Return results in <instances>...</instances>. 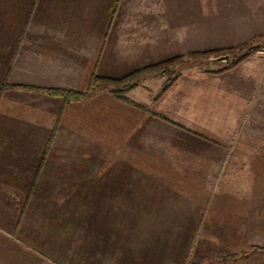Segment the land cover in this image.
<instances>
[{
    "label": "crops",
    "instance_id": "1",
    "mask_svg": "<svg viewBox=\"0 0 264 264\" xmlns=\"http://www.w3.org/2000/svg\"><path fill=\"white\" fill-rule=\"evenodd\" d=\"M260 38L264 0H0V264H61L26 238L64 249L56 252L66 264H144L137 259L142 247L145 264H187L191 235L123 233L122 223L140 220L139 173H154L123 165V142L138 136L146 114L106 89L72 101L46 90L85 91L93 74L119 78ZM185 70L160 98L168 74L142 80L127 96L154 112L161 102L207 111L200 125L209 131L214 163L211 226L221 232L211 244L219 251V239L264 241V52L221 73ZM6 78L15 86L3 88ZM202 98L209 100L198 105ZM75 191H82V233L74 224L71 233H51L61 220L50 207L74 206ZM241 250L227 253V264H247L242 256L251 253L262 262L264 252Z\"/></svg>",
    "mask_w": 264,
    "mask_h": 264
},
{
    "label": "rangeland",
    "instance_id": "2",
    "mask_svg": "<svg viewBox=\"0 0 264 264\" xmlns=\"http://www.w3.org/2000/svg\"><path fill=\"white\" fill-rule=\"evenodd\" d=\"M250 43L253 48H256L254 51L264 52L263 38L256 39ZM221 62H224V60H210L201 65L195 64L192 67L183 66L179 71H184L185 67V72L187 71L188 75H190V73H203V75H205L203 70L217 69L221 66ZM174 76L175 74H173V77ZM169 77L170 75L168 78ZM156 96L159 98L161 97V90ZM204 97H209V95L206 93ZM202 99L200 101L198 100V105H203V103L205 104V102H207L206 100H209L205 98ZM157 104L159 103L155 101V107H158ZM140 106L144 107L146 110L138 106L136 107L140 108L142 115L148 114V116L145 115L143 124L138 127V133L136 132L138 136L135 138L134 135L133 138L135 139L131 142H123V165L138 166L140 172L142 171L140 169L142 167L144 170L147 167L149 169L152 168L154 173H139V188L141 189L136 192L138 194L140 220L137 223H122L123 233H141L144 235V238L147 234L157 235L153 233H185L191 235L192 239L187 240L186 245L187 264L206 262H208L206 264H227V253L236 250L242 251L241 248L243 252L246 253L249 249V245H251L252 250L264 252V250L253 248L254 246L263 247L264 241H242L234 239L230 241L222 240L223 242H221L219 239L217 240V242H219V245H217L219 246V251H215L216 249L211 244V236L214 237L212 233L220 235L221 232L212 229L211 226V184L214 175L210 172V167L214 165V163H212L213 161L210 157L211 142L209 131L200 125L204 120L202 116L207 113V111L201 109L196 111H188L186 109H180L179 111L169 110V108L166 107L162 108V102L161 108H156L155 112L143 105ZM157 112L166 115L174 114L175 117L173 118L182 121L186 128L168 124L163 119L153 115V113ZM127 131L128 129L125 128L124 132ZM132 132L134 133L133 129ZM224 176L225 175H220V185L223 183L222 180H225L222 179ZM148 178L150 179L149 181L147 180ZM145 182L150 184L148 189L142 188ZM62 195L65 197L66 191H60L59 197H62ZM74 197V206L65 204L50 207L57 211V215L55 213L54 215L58 216L59 220H61H58V224L52 226L54 230H51V233H71L72 224H74L75 233H82V228L85 223L82 213L84 208L82 206V191H75ZM146 207L148 208L146 209ZM123 208L124 210L128 209L127 207ZM146 210H150L149 216H146ZM71 217H74L73 222ZM63 219L66 220L63 221ZM41 225L44 227V222L41 223ZM67 227L68 229H66ZM56 229H58V232ZM96 229H98V225H96ZM152 235V239H149L150 242H152L154 237ZM48 242L49 241H35L26 238L27 246H30L34 251L43 252L47 258H53L61 262V264H66L65 257L63 260V257L56 252L62 251L63 253L65 250L56 247L54 251L47 245ZM98 242H100V240ZM128 242L129 240H124L123 247L124 249L129 247L128 250L124 252L127 257L124 262L129 263L131 262V246L128 245ZM143 243H146V241H143ZM257 243L260 244L257 245ZM142 249H140L138 255L143 253L144 256H137V259L143 261L142 263L145 264L146 248L142 247ZM210 252L212 254H210ZM211 255L213 256L208 257L209 260L206 261L205 256ZM242 258L247 259V264H264V255H261L262 262L260 260L257 261V256L254 255V253H251V255L247 257L242 256ZM135 261L137 260L135 259ZM139 261L138 263H141ZM230 262L231 264H241L238 263V258L234 261L231 259Z\"/></svg>",
    "mask_w": 264,
    "mask_h": 264
},
{
    "label": "trees",
    "instance_id": "3",
    "mask_svg": "<svg viewBox=\"0 0 264 264\" xmlns=\"http://www.w3.org/2000/svg\"><path fill=\"white\" fill-rule=\"evenodd\" d=\"M256 48L251 46V43H244L237 47H228V48H219V49H210L204 51H197L189 53L188 55H180L173 57L169 60L157 62L151 65H147L140 69L134 70L127 75L119 78L113 77H105L99 76L97 74H93L89 80L87 88L85 91L75 92L66 89H49L46 90L50 94L63 96L66 101L78 100L90 97L96 91L100 89H106L113 95H115L118 99L129 103L134 106H140L135 101L131 100L127 94L137 88L141 81L148 77H157L162 74H169L170 77L164 83L161 94L164 93L170 86L173 84L175 77L173 74H176L179 69L183 66H192V65H201L209 62L210 60L220 61V59L224 56H228V60L221 62V66L217 69H206V72L209 73H221L230 68L235 67L241 61H243L246 57H248ZM178 76V75H177ZM15 85L9 84L8 78L5 79L3 88L14 87ZM39 90H42L38 88ZM146 110V109H145ZM153 115L157 116L160 119H163L165 122L181 127L186 128L184 124L181 122L174 120L172 118L166 117L164 115L153 113ZM253 248L257 250H264L263 247L254 246Z\"/></svg>",
    "mask_w": 264,
    "mask_h": 264
},
{
    "label": "water",
    "instance_id": "4",
    "mask_svg": "<svg viewBox=\"0 0 264 264\" xmlns=\"http://www.w3.org/2000/svg\"><path fill=\"white\" fill-rule=\"evenodd\" d=\"M221 59L224 60V61H227L228 60V56H224Z\"/></svg>",
    "mask_w": 264,
    "mask_h": 264
}]
</instances>
